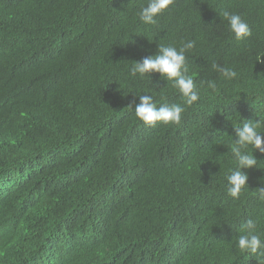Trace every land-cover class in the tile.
<instances>
[{
  "label": "trees",
  "instance_id": "16d2710c",
  "mask_svg": "<svg viewBox=\"0 0 264 264\" xmlns=\"http://www.w3.org/2000/svg\"><path fill=\"white\" fill-rule=\"evenodd\" d=\"M146 3L0 0V264H261L236 242L250 218L264 234V154L249 146L238 199L226 176L236 129L264 114V0H173L154 25ZM189 41L192 105L159 72L131 75ZM141 95L181 105L180 124H144Z\"/></svg>",
  "mask_w": 264,
  "mask_h": 264
},
{
  "label": "clouds",
  "instance_id": "9594fccd",
  "mask_svg": "<svg viewBox=\"0 0 264 264\" xmlns=\"http://www.w3.org/2000/svg\"><path fill=\"white\" fill-rule=\"evenodd\" d=\"M172 3L173 0H147L146 5L141 7L138 14L139 19L146 25H154L156 17ZM222 15L237 40L252 35L251 28L241 15L229 11H224ZM194 44V41H189L179 49L161 45L158 55L134 63L130 68V73L133 76L139 74L143 77L149 72H159L168 81L173 82L185 104L192 105L200 98L199 90L193 78L185 76L183 73L188 71L184 55L185 49L193 48ZM212 67L226 80H231L237 76L236 71L231 68H218L215 64ZM207 87L214 89L215 83L209 81ZM134 108L136 117L144 124L152 126H155L156 122L179 125L184 112V108L179 104H162L158 107L151 95H141L139 103ZM262 126H264V114L260 115L259 120L244 122L242 127L236 129V139L231 144V152L235 156V169H229L230 174L226 176V191L232 198L238 199L242 190H246L248 176L241 169L257 166V158L248 150L249 146L264 154ZM255 195L261 202H264V187L256 189ZM257 228L258 221L256 219L246 220L241 225L243 234L239 235L236 243L241 253L254 254L258 260H261V264H264V234L258 232Z\"/></svg>",
  "mask_w": 264,
  "mask_h": 264
},
{
  "label": "bare ground",
  "instance_id": "6f19581e",
  "mask_svg": "<svg viewBox=\"0 0 264 264\" xmlns=\"http://www.w3.org/2000/svg\"><path fill=\"white\" fill-rule=\"evenodd\" d=\"M34 264V263H33Z\"/></svg>",
  "mask_w": 264,
  "mask_h": 264
}]
</instances>
